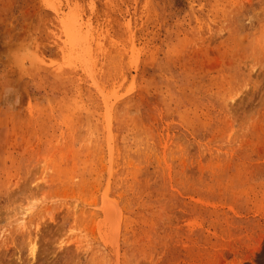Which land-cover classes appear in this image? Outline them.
<instances>
[{"label":"rangeland","instance_id":"rangeland-1","mask_svg":"<svg viewBox=\"0 0 264 264\" xmlns=\"http://www.w3.org/2000/svg\"><path fill=\"white\" fill-rule=\"evenodd\" d=\"M0 264H264V0H0Z\"/></svg>","mask_w":264,"mask_h":264}]
</instances>
